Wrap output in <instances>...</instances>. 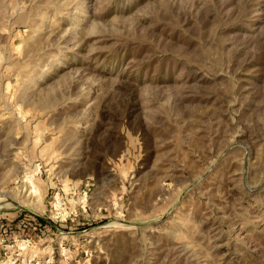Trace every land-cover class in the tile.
<instances>
[{"label":"rangeland","instance_id":"rangeland-1","mask_svg":"<svg viewBox=\"0 0 264 264\" xmlns=\"http://www.w3.org/2000/svg\"><path fill=\"white\" fill-rule=\"evenodd\" d=\"M1 227L53 264H264V0H0Z\"/></svg>","mask_w":264,"mask_h":264},{"label":"built area","instance_id":"built-area-1","mask_svg":"<svg viewBox=\"0 0 264 264\" xmlns=\"http://www.w3.org/2000/svg\"><path fill=\"white\" fill-rule=\"evenodd\" d=\"M31 220V219H28ZM26 220L21 221L20 227ZM33 222V223H32ZM32 225H42L37 221V218H32ZM3 229V231H2ZM6 230L0 228V264H53L54 254L47 255L45 259L37 254L31 253L36 245L35 237L28 235L25 237H18L6 235ZM16 235V234H15ZM28 253V254H27Z\"/></svg>","mask_w":264,"mask_h":264},{"label":"trees","instance_id":"trees-1","mask_svg":"<svg viewBox=\"0 0 264 264\" xmlns=\"http://www.w3.org/2000/svg\"><path fill=\"white\" fill-rule=\"evenodd\" d=\"M24 219V218H23ZM23 219H21V220H23ZM38 220H39V222L43 225V223H42V221H44V219H42V218H38ZM29 225H32V223H29V222H27V220L23 223V225H22V227H29ZM5 230H6V232H11V231H9L8 230V227H5ZM12 233V232H11ZM24 234H26V232H24Z\"/></svg>","mask_w":264,"mask_h":264}]
</instances>
